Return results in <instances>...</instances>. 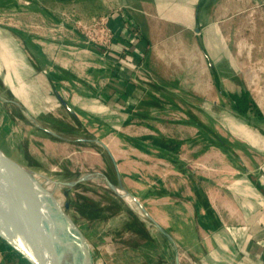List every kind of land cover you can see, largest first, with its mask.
<instances>
[{"label": "rangeland", "instance_id": "obj_1", "mask_svg": "<svg viewBox=\"0 0 264 264\" xmlns=\"http://www.w3.org/2000/svg\"><path fill=\"white\" fill-rule=\"evenodd\" d=\"M99 6L97 0H0V148L63 186L60 198L70 204L96 264H176L171 246L177 248L176 234L190 235L191 221L201 218L194 215L198 203L203 205L196 191L212 193L201 174L203 156L216 146L240 149L226 141L216 121L224 124L223 112L234 111L232 106H139L128 115L102 106H62L29 51L56 52L68 67L77 62L72 46L86 41L80 24L100 18ZM126 120L131 124L121 127ZM257 123L264 130V121ZM117 128L124 137L112 131ZM179 137L182 142L172 141ZM144 153L150 158L141 157ZM159 167L181 170L182 181L164 179ZM199 224L206 234L209 222Z\"/></svg>", "mask_w": 264, "mask_h": 264}, {"label": "crops", "instance_id": "obj_2", "mask_svg": "<svg viewBox=\"0 0 264 264\" xmlns=\"http://www.w3.org/2000/svg\"><path fill=\"white\" fill-rule=\"evenodd\" d=\"M97 1L98 17L120 22L114 50L128 45L122 14L135 21L142 58L128 53L127 65L79 37L82 43L72 46L79 69L76 60L69 67L59 63L56 52L29 51L30 61L43 71L41 80L62 106H102L111 113H127L126 106L231 107L230 95L249 92L262 118L229 110L223 112L226 126L216 120L226 141L240 149L216 146V153L203 156L201 174L207 175L212 193L196 191L203 203L194 214L201 215L200 221L193 219L191 234H176L177 248L171 246L176 264H264V130L257 123L264 121V0ZM109 27L113 30L111 17ZM112 131L124 137L118 128ZM162 168L157 170L164 179L182 181L181 170ZM202 222L210 224L204 235ZM0 264H8L1 251Z\"/></svg>", "mask_w": 264, "mask_h": 264}, {"label": "water", "instance_id": "obj_3", "mask_svg": "<svg viewBox=\"0 0 264 264\" xmlns=\"http://www.w3.org/2000/svg\"><path fill=\"white\" fill-rule=\"evenodd\" d=\"M50 183L61 185L14 160L0 148V187L15 185L32 204V227L26 228L25 223L18 226L6 214L7 223L0 218V240L29 264H62L56 243L57 223L61 220L71 247L72 263L96 264L86 236L69 213L70 204L60 198L62 188L52 192Z\"/></svg>", "mask_w": 264, "mask_h": 264}, {"label": "bare ground", "instance_id": "obj_4", "mask_svg": "<svg viewBox=\"0 0 264 264\" xmlns=\"http://www.w3.org/2000/svg\"><path fill=\"white\" fill-rule=\"evenodd\" d=\"M57 187L62 188L63 186L59 185ZM57 187L51 184L50 190L52 192L56 189L59 190ZM122 195L126 197L127 200H130V197L124 195V193ZM31 213L32 204L18 187L15 185L0 187V218L5 223H7V214L12 216L18 226H20L21 223H25L26 228L30 229L32 227L30 222ZM56 218H58V216ZM57 225L56 243L61 252L62 264H73L71 260V247L66 237L67 234L64 225L61 220H59Z\"/></svg>", "mask_w": 264, "mask_h": 264}, {"label": "built area", "instance_id": "obj_5", "mask_svg": "<svg viewBox=\"0 0 264 264\" xmlns=\"http://www.w3.org/2000/svg\"><path fill=\"white\" fill-rule=\"evenodd\" d=\"M124 21V32L127 44L136 45L140 40V32L137 28L135 21L129 18L126 14H122ZM110 16L100 17L94 20L91 24H80L82 33L89 44L96 45L102 48L105 56L114 57L121 63L127 62L126 59L128 53L126 51L114 50V45L117 43V38L114 31L109 27Z\"/></svg>", "mask_w": 264, "mask_h": 264}, {"label": "trees", "instance_id": "obj_6", "mask_svg": "<svg viewBox=\"0 0 264 264\" xmlns=\"http://www.w3.org/2000/svg\"><path fill=\"white\" fill-rule=\"evenodd\" d=\"M111 17V27L113 28L114 34L116 36V38L118 39V34H117V30L119 29L120 22L118 23H113L114 20L116 18ZM116 46V44L114 45ZM121 47V46H120ZM137 45H127L126 47L122 46L121 49L122 51H126L127 53L130 54H134L137 58L140 57V59L142 58L143 52L137 51ZM230 99L233 103L232 109L233 111L241 116V117H250V115L254 114L256 117L258 118H262V113L260 111V109L258 108V106L256 105V103L251 99L249 92H242L241 94H232L230 95ZM127 109V113L131 114L132 113V109H134L137 106H126ZM126 112V111H125ZM131 120H126L124 122V126H128L129 124H131ZM132 137L127 136L126 137V141L128 143H133L132 142ZM140 141H144V142H149L150 145L154 146V147H161V145L159 144V142L157 140H149V138L146 137H140L137 138ZM162 148L164 149L165 147L162 146ZM0 251L2 252V254L5 256L8 264L11 263H18V264H29L24 258H22V256H20L17 252H15L10 246H8L5 242H3L2 240H0Z\"/></svg>", "mask_w": 264, "mask_h": 264}]
</instances>
